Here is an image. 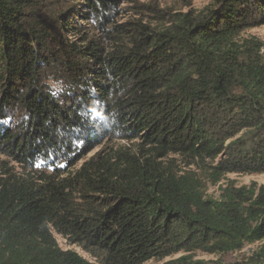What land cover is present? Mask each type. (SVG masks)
Instances as JSON below:
<instances>
[{
	"label": "trees",
	"instance_id": "trees-1",
	"mask_svg": "<svg viewBox=\"0 0 264 264\" xmlns=\"http://www.w3.org/2000/svg\"><path fill=\"white\" fill-rule=\"evenodd\" d=\"M124 1L0 0V152L20 166L0 161V264H221L195 253L264 241V184L209 197L167 160L264 173V43L242 37L264 0L162 27Z\"/></svg>",
	"mask_w": 264,
	"mask_h": 264
},
{
	"label": "rangeland",
	"instance_id": "rangeland-1",
	"mask_svg": "<svg viewBox=\"0 0 264 264\" xmlns=\"http://www.w3.org/2000/svg\"><path fill=\"white\" fill-rule=\"evenodd\" d=\"M212 0H125L123 3L124 13L121 20L127 19H139L145 23L150 24L153 27H162L170 24L172 16L178 13H185L188 11H193L195 13L201 11L203 8L208 6ZM242 37L245 38H256L264 43V25L253 27L247 29ZM264 55V46L262 49ZM116 145H127L125 140H115ZM103 145L97 146L85 157L80 159L71 169H77L81 166L84 160L94 156ZM7 161L9 167H15V169H20L15 162L9 159L5 154L0 152V161ZM169 161H171L177 168L190 169L195 172L203 183V190L206 196L209 197H219L221 194L222 187L230 183H234L236 186L249 185L252 182L258 184H264V173H238V172H228L222 175L218 182H214L212 177L209 176V171L211 170L208 165L199 166L196 163L187 164L186 158L178 155L171 154L168 156ZM1 164V163H0ZM213 165L216 163H212ZM62 166V164H60ZM51 171V169H50ZM54 235L59 243V245L64 249H74L79 252L82 256L91 260L96 261L88 252L84 251L81 247L76 244L71 243L62 234L53 231ZM264 241H259L251 244H247L242 250L230 252L227 254H211L207 252H197L195 253V258L220 261L221 264H264V261H258L256 257V252L260 245ZM174 257L166 258H175ZM165 260L151 259L145 264H161Z\"/></svg>",
	"mask_w": 264,
	"mask_h": 264
}]
</instances>
